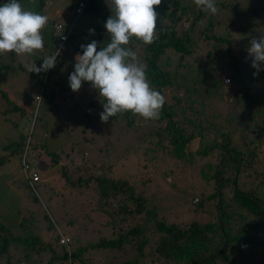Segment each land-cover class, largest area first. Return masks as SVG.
I'll list each match as a JSON object with an SVG mask.
<instances>
[{"label": "trees", "instance_id": "trees-1", "mask_svg": "<svg viewBox=\"0 0 264 264\" xmlns=\"http://www.w3.org/2000/svg\"><path fill=\"white\" fill-rule=\"evenodd\" d=\"M70 1L69 10L76 18L71 24L53 21L50 39L45 45L48 47H44L46 51H42L46 56L57 51V26L63 29V33H69L66 50L60 52L55 67L42 72L43 75L48 74L45 80L44 77L38 80L42 88L48 82L50 74H58L64 66L71 47L82 51L76 44L81 37L80 45L92 40L98 41L97 50L110 41L104 25L112 14L102 7L101 0ZM187 1L193 2L192 7L189 4L193 14L191 17L188 6L184 4ZM6 2L7 0H0V4ZM19 2L25 6L24 0ZM79 2L85 3L80 15L75 12ZM216 2L219 9L216 15L199 8L196 11L194 0H167L166 3L154 6L158 13V38L150 45L133 38L128 47L139 53L138 62L146 64V76L151 87L164 97L171 95L173 102L169 103L165 98L166 103L159 119L145 120L131 112L109 119L117 126L125 123L129 130L144 127L142 138H135L142 139L141 143H149L145 149L167 152L181 163L190 164L195 154L200 157L213 156L220 161L219 167L218 163H208L206 170H200L202 177L212 184L211 193L204 200L215 203L217 218L207 224L196 221L179 224L158 218L156 210L148 207L149 200L143 190H138L136 185L127 180L115 179L109 175L112 164L98 165L95 173L91 170L86 173L88 166L83 159L82 167H77L81 169L84 178L79 176L75 182L77 187L87 186L92 182L96 184L99 197L97 211L105 219L102 226L105 223L106 226H111V236L103 237L89 246H77L72 249V244L75 245L77 241L70 236L71 243L61 244L59 238L63 233L56 231L57 222L43 210L45 231L51 233L52 237L51 242H44L43 232L32 230L35 226L29 223L28 218L19 219L23 205L15 194H7L9 188L5 187V182L1 180L0 196H6L8 201L3 198L2 203L7 202L6 208L0 204V264L36 263L41 260L39 256L46 252L51 253L46 264H95L90 259L91 252L108 250L121 253L126 245L135 249V255L119 264H142L147 258L150 264H264V85L260 84L261 80L264 81V71L253 75L255 69L251 67V58L247 52L253 36L249 35L247 26H237L236 21L240 19L235 11L238 0ZM259 3L260 8L251 7L252 17L261 16V29L257 26L261 30L258 37L264 35V0H259ZM47 7L46 0H37L34 12L46 15L49 11ZM220 15L224 17L222 22L218 21ZM203 19L206 23L200 27ZM181 21L191 23L188 28H183ZM234 23L236 27H231ZM216 27H222L226 34H215ZM89 28H94V35L89 34ZM239 29L243 34H247L244 35L246 41L242 43L235 42ZM192 33L197 34L200 39L201 35H204L205 42L200 56L195 59L192 58L201 46ZM36 56H39L40 67L43 60L40 55ZM15 60L17 59L14 52L9 53L8 62L0 55V81L17 71H25L23 64L15 63ZM242 75H247L249 82H246ZM225 79L230 84L226 83ZM202 84L205 89L203 94L200 93ZM82 85V88L90 86L88 82ZM235 85H238L237 93H240L239 107L244 111V118L241 121L239 119L240 130L228 118L222 119L220 123H213L212 120L208 123L209 117L220 119L221 116L206 113L210 101L217 96L221 98V91ZM251 85H260L261 88L252 91ZM45 92L44 89L42 97ZM95 92L96 98L89 106L102 105L97 90ZM0 93L7 104L11 105L6 92L1 90ZM50 102L49 98V105ZM9 111L24 115V110L17 105H12L11 110H4L3 115L10 114ZM259 118L262 123H259ZM242 131L253 132V137L243 135L247 141L243 146H239L235 136ZM205 139L212 140L211 144L204 152L193 154L190 145L196 141L202 143ZM39 147L40 144L33 142L31 133H19L16 140L0 144V166L16 157L20 164L26 153L27 162L37 169L39 163L36 165L34 159L36 162L39 160ZM50 155L51 164L57 165L58 152ZM66 165L68 164L62 165L64 168L61 170V176L70 184L69 177L66 176L69 168ZM19 168L22 171L21 167ZM22 174L26 188H37L40 182L30 186L23 171ZM226 189L230 196L227 195ZM196 200L199 204L202 203L201 200ZM33 201L38 202V198L33 196ZM144 224L148 226L146 231H142ZM68 225L73 224L71 222ZM16 250L23 253V259L15 257ZM252 258L259 259L252 261ZM237 259H241L240 262H237Z\"/></svg>", "mask_w": 264, "mask_h": 264}, {"label": "rangeland", "instance_id": "rangeland-1", "mask_svg": "<svg viewBox=\"0 0 264 264\" xmlns=\"http://www.w3.org/2000/svg\"><path fill=\"white\" fill-rule=\"evenodd\" d=\"M166 1L161 0V3H166ZM70 2V0H46L49 10L46 15L49 19L52 17L53 19L51 21L48 19V24L42 33L45 45L49 42L53 21L71 24L76 18L73 13H64L71 11L69 10ZM24 4L26 10L34 11L37 0H24ZM101 4L112 14V0H101ZM184 4L189 8V4L192 7L193 2L187 1ZM252 6L260 8L259 0H238V7L235 11L240 19L236 23L240 28L243 25L247 26L250 31L249 35L258 38V32L261 30L257 26L261 29L262 21L261 16H251ZM191 7L189 8L190 17L193 15ZM61 13H64L62 18H54ZM218 21H224V17L218 16ZM180 23L183 28H188L191 22L181 21ZM205 23L206 21L203 19L200 27H203ZM234 26L236 27L235 23L231 27ZM214 30L217 35L226 34L222 27H216ZM192 35L196 41L200 42L201 46L192 58L195 59L200 56L199 53L205 47V42L203 41L204 35H201V39L195 33ZM237 35L239 36L235 35V42L246 41L244 35L247 34H243L241 29ZM81 38L76 43L79 46ZM71 48L68 52L69 56L66 55L64 66L61 67L58 74L56 72L50 74L44 88L40 87L38 80L42 77L45 80L48 74L28 73L25 68V64L32 61L39 67V56L36 55L15 54L17 59L15 63H22L25 71H17L4 81H0V91L6 92L11 102V105L7 104L0 93V144L16 140L19 133L24 135L31 133L33 142L41 146L37 152L39 160L36 162L34 159L36 165L39 163L37 170L41 176V181L37 188L34 187L35 189L31 188V190L24 186V176L19 168L17 157L11 158L3 166H0V183L3 180L5 187L9 188L7 194H15L23 205V212L19 219L28 218L29 223L35 226L32 227V230L43 232L44 242L49 243L52 240L51 233L45 231L46 223L42 219L43 210H45L53 221L57 222L56 231L63 233L70 243L72 241L70 236L77 241L75 245L72 244V249L77 246H89L90 243L97 242L103 237L111 236V226H106V223L102 226L105 219L97 211L99 197L96 184L92 182L87 186L77 187L75 182L77 177H83L81 169L77 166L82 167L83 159H85L84 162L88 166L86 173H89V170L95 173V170L99 168L98 165L112 164V171L109 175L115 179L127 180L136 185L138 190H143L149 200L148 207L156 210L158 218L179 224L193 221L207 224L214 221L217 218L215 203L204 200L211 193L212 184L202 177L200 170H206L208 163H218L219 167L220 161L218 162L213 156L200 157L195 154L204 152L212 140L205 139L202 143L196 141L191 144L190 150L195 154L192 158L193 161L190 164H184L176 161L167 152H157L152 148L145 149L149 143L147 141L141 143L142 139H137L142 138L144 127L129 130L125 127V123L117 126L110 119L107 123L102 122L100 113L104 110L103 106L100 104L89 106V103L96 98V90L91 86L82 88L83 85L79 92H73L70 88L68 77L74 71L77 54H82L80 49ZM44 49L39 50L36 54L43 58L46 56L42 54V51H46ZM135 53L138 61L139 53ZM3 57L5 62L9 61V53L4 54ZM41 57L40 59H42ZM242 77L246 82H249L247 75H242ZM224 81L228 83L226 79ZM260 84L264 85V81L261 80ZM251 86L252 91L255 88H261L260 85ZM200 87L203 88L200 91L203 94L205 92L203 84ZM237 87L238 85H235L230 89H224L220 92L221 98L217 96L214 100L212 99V102L210 101L209 107L205 110L206 113L221 116L220 119L209 117L208 123L211 120L213 123H220L222 119L228 118L240 130L239 119L241 121L244 118V111L239 107L238 96L240 93H237ZM44 89L46 92L42 97ZM49 98L51 99L50 105ZM165 98L169 103L173 102L171 95L167 94ZM12 105L21 107L24 110V115L11 111L7 116L3 115L4 110H11ZM262 122V119L259 118V123ZM225 125L227 124L225 123ZM247 132L250 131L236 134L235 140L239 146H243L247 141L243 135L247 134L251 138L253 137L251 135L253 132ZM136 136L137 138H135ZM55 152L59 154V163L52 165L50 154ZM65 164H68L66 166L69 171L66 176L69 177L70 184L66 183L65 178L61 176V170L64 168L62 165ZM226 192L230 196L227 189ZM33 196L38 198V202L33 201ZM3 198L8 201L6 196H0V201L2 200L0 204L3 202ZM196 199L201 200L202 203L199 204ZM2 206L6 208L7 202L2 203ZM71 222L73 225H68ZM143 226L144 230L142 231H146L148 226L146 224ZM91 253L90 259L95 264H119L132 259L135 249L126 245L121 253L108 250H96ZM50 255L49 252L42 253L40 256L38 255L41 260L32 264H46ZM15 257L23 259L24 256L23 253L16 250ZM259 258H252V261H257ZM240 260L237 259V262ZM142 264H150L149 259L147 258V261Z\"/></svg>", "mask_w": 264, "mask_h": 264}, {"label": "clouds", "instance_id": "clouds-1", "mask_svg": "<svg viewBox=\"0 0 264 264\" xmlns=\"http://www.w3.org/2000/svg\"><path fill=\"white\" fill-rule=\"evenodd\" d=\"M200 10L216 15L219 11L216 0H194ZM161 0H112V15L104 27L110 41L100 46L99 42L81 44L82 54H77L74 71L69 75L73 92H79L84 82L97 90L103 106L102 122L110 117L131 112L145 120L159 119L166 103L165 97L151 87L146 76L147 66L137 61L136 53L128 47L135 38L145 45L152 44L157 36L158 13L154 6ZM48 17L26 10L19 0H7L0 4V55L15 53L34 56L44 49L43 30ZM94 35V29H89ZM57 36H62L58 34ZM63 38V37H62ZM247 52L251 58L254 76L264 71V35L250 39ZM59 50L42 58L37 67L34 61L25 64L28 73L47 72L56 65Z\"/></svg>", "mask_w": 264, "mask_h": 264}, {"label": "built area", "instance_id": "built-area-1", "mask_svg": "<svg viewBox=\"0 0 264 264\" xmlns=\"http://www.w3.org/2000/svg\"><path fill=\"white\" fill-rule=\"evenodd\" d=\"M84 6H85L84 2H79L75 8V12L78 15H80L83 12ZM58 34H62V36H57ZM55 35L57 37V45H58L57 50H59V52H64L66 50V44H67L66 42L68 41L69 33L68 32L66 33V31L65 33H63V29L60 26H57ZM25 154L19 165L26 179L28 180L29 185L33 186L35 183H38L41 181V176L39 175L38 170L30 166V164L27 162ZM59 241L61 244L70 243V240L67 237H65V235L63 234H60Z\"/></svg>", "mask_w": 264, "mask_h": 264}, {"label": "crops", "instance_id": "crops-1", "mask_svg": "<svg viewBox=\"0 0 264 264\" xmlns=\"http://www.w3.org/2000/svg\"><path fill=\"white\" fill-rule=\"evenodd\" d=\"M64 13H72V11H70V12L66 11V12H64ZM64 13L59 14V15H58V18H62V16L64 15Z\"/></svg>", "mask_w": 264, "mask_h": 264}]
</instances>
